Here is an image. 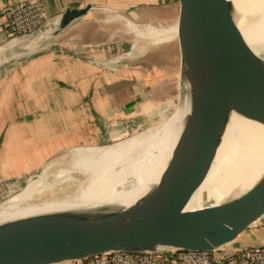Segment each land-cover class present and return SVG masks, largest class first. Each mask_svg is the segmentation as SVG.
Segmentation results:
<instances>
[{"label": "water", "instance_id": "obj_1", "mask_svg": "<svg viewBox=\"0 0 264 264\" xmlns=\"http://www.w3.org/2000/svg\"><path fill=\"white\" fill-rule=\"evenodd\" d=\"M147 8L148 22L140 31L176 28L172 41L151 42L156 51L175 45L177 63L172 74L150 68L157 86L173 76L175 98L168 102L169 116L146 130L161 126L175 113L181 117L160 181L128 207L102 206L1 224L0 264H68L111 253L212 254L234 243L264 215V175L242 195L185 210L206 179L232 118L264 128V61L242 40L226 0H158ZM155 9L168 12L164 24L150 19ZM103 11L92 4L67 8L50 25L44 22L37 31L14 37L32 44L31 52L20 59L42 55L73 24ZM140 103L147 106L137 113ZM130 109L132 126L158 110L144 98L133 99Z\"/></svg>", "mask_w": 264, "mask_h": 264}, {"label": "crops", "instance_id": "obj_2", "mask_svg": "<svg viewBox=\"0 0 264 264\" xmlns=\"http://www.w3.org/2000/svg\"><path fill=\"white\" fill-rule=\"evenodd\" d=\"M18 1L23 0H0V183L19 181L39 171L43 161L41 157L36 161L37 153L43 154L46 148L53 151L61 140L69 145L80 144L83 134H88L96 145L112 144L111 137L129 127L126 117L133 112L126 107L116 110L111 107L112 99H117L115 86L127 87L130 73H133L130 72L133 45L114 73L102 71L100 65L107 53L97 50L95 45L90 48L86 42H80L77 31L82 26L81 20L54 39L45 53L22 60L20 57L31 52V42L14 38L7 31L6 11ZM41 1L46 25L57 20L67 8L92 4L95 8L111 11L110 5L106 9L96 6L93 0ZM116 1L125 5V14L131 19L133 15L138 16L142 26L148 22V5L158 0ZM135 4L145 6L142 10H134ZM96 13L92 12L87 18ZM85 27L89 29L88 25ZM104 28L111 30L107 24ZM127 98L126 92L125 102ZM146 106L140 103L137 113ZM86 112L93 118L88 124ZM253 247H264V215L234 243L212 253L211 261L213 264H245L236 258L237 253Z\"/></svg>", "mask_w": 264, "mask_h": 264}, {"label": "bare ground", "instance_id": "obj_3", "mask_svg": "<svg viewBox=\"0 0 264 264\" xmlns=\"http://www.w3.org/2000/svg\"><path fill=\"white\" fill-rule=\"evenodd\" d=\"M226 1L231 15L236 17L242 40L264 61V0ZM131 30L133 37L155 44L168 43L176 37L175 27ZM180 118L176 113L158 137L153 128L107 146L73 149L71 170L65 169L62 161L50 163L36 181L28 182L19 194L0 204V225L102 206H130L160 181L177 141ZM164 148H168L167 153H159ZM263 175L264 128L233 117L206 179L185 210H201L242 195ZM74 177L84 180L76 183ZM63 185L66 187L60 188Z\"/></svg>", "mask_w": 264, "mask_h": 264}, {"label": "rangeland", "instance_id": "obj_4", "mask_svg": "<svg viewBox=\"0 0 264 264\" xmlns=\"http://www.w3.org/2000/svg\"><path fill=\"white\" fill-rule=\"evenodd\" d=\"M93 3L94 4L96 3V6H105L106 9H109L106 6L110 5L111 11L110 12L103 11V12H98L96 14H92L89 18L83 20V22L81 23L79 22L80 25L82 26L79 29V31H77V33L80 32L79 34L80 42H86L87 46H91L90 48H92V46L95 45L97 50L99 51L103 50L107 53L103 56L100 65L102 71L114 73L121 65L120 60L122 59V57H124V54L127 53L130 47L135 43L133 45L132 54L130 56L131 57L130 72L133 73H130L129 83L127 87L126 86L121 87L120 85L115 86L116 87L115 90L117 92V99L116 98L112 99L111 102L112 110L114 109L116 110V108H124V107H126V109L129 110L133 99L136 102L138 99L141 98H144L145 100H151L155 104V107H157L158 109L157 112L154 113V115L150 114L145 118L136 121L134 126H132L131 123L132 118L127 116L126 123L127 122L129 123V127L111 137V141H113L112 144H114L117 142L128 140V138L131 139L133 137L142 134L141 132L150 128L154 124L156 125L160 123L164 117L167 118V116H169L170 111L168 113L166 112L168 107V102L172 101V99L175 98L173 97V95H171V89H173L172 87L174 84L173 76H171L167 82L157 86L155 84V76L150 72V68L152 66H156L158 68H161L163 71L169 72L170 74L176 71L177 60L174 55L176 47L175 45L174 46L167 45L164 46V48L160 47L159 48L160 51L159 50L156 51L157 49L156 46H153L151 42L147 40H143L137 36L133 37L132 36L133 34L131 33L132 31L131 29L133 28L136 30L142 29V27L139 25L140 20L136 15H133L132 19L131 17L127 16L125 14L126 12L125 5H122L121 2L116 0L115 2L114 1L108 2V0H99V1L93 0ZM144 6L145 5L143 4H141L140 6H137V4H135L134 10L136 9L142 10ZM153 11L151 10L153 14H151L150 19L152 21L154 20L153 21L154 24L155 22H161V24H164V22H166L164 20H166V18L168 17V12L164 11L162 13L159 11V9H155ZM235 21H236V17H235ZM126 22H128V25H126ZM106 24L107 27L110 28L111 30H107V28L106 29L104 28ZM85 25H88L89 27L88 30L84 29L86 28ZM92 25H95V27H92ZM94 28H96V30ZM133 68H137L138 71L143 72V74L139 73L136 69L134 70ZM150 84L152 85V91H150ZM135 89L138 90L137 95H134L133 93V90ZM126 92L128 94V98L125 102L124 95ZM86 116H87L86 123L88 124L93 118L89 113H87ZM175 116L176 113L166 123L155 128L156 137H158L157 134H161L164 131L165 126H169L172 123ZM83 136H84L83 142L80 144L77 143V144L69 145L66 144L64 140H61L60 142L55 144V149H53V151L45 147L46 151H44L43 154H41V152L37 153L38 155H36V161L42 158L41 161L43 162L41 166L44 167L50 163H55L56 161L57 162L59 161L60 163L62 161L63 167L65 169L71 170L70 159H72L71 154L73 149L107 146V145H101V146L96 145L92 137L88 134H83ZM167 149L168 148H164L163 151L161 150L159 151V153L165 154L168 151ZM35 174L37 177L39 175L38 171L30 175L24 176L19 181L13 179L0 183V204L6 201L7 199H9L10 197L19 194L24 189V187L28 182L36 181L35 180L36 177L31 178ZM29 178L31 179L29 180ZM80 178L81 177H74L76 183L83 182L84 179L83 178L80 179ZM63 187H66V185H63L60 188Z\"/></svg>", "mask_w": 264, "mask_h": 264}, {"label": "built area", "instance_id": "obj_5", "mask_svg": "<svg viewBox=\"0 0 264 264\" xmlns=\"http://www.w3.org/2000/svg\"><path fill=\"white\" fill-rule=\"evenodd\" d=\"M8 34L12 37L29 35L45 22L41 0H24L11 6ZM236 258L245 264H264V247L252 248L237 253ZM88 264H212L211 254L206 252H178L174 255L111 253L94 257Z\"/></svg>", "mask_w": 264, "mask_h": 264}]
</instances>
